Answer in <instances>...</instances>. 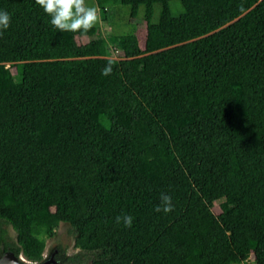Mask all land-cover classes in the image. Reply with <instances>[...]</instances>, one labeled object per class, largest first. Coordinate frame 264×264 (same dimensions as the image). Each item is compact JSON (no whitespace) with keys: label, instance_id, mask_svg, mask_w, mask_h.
<instances>
[{"label":"trees","instance_id":"obj_1","mask_svg":"<svg viewBox=\"0 0 264 264\" xmlns=\"http://www.w3.org/2000/svg\"><path fill=\"white\" fill-rule=\"evenodd\" d=\"M120 2L144 5L143 47L0 0V259L39 264L64 223L59 264H264V0Z\"/></svg>","mask_w":264,"mask_h":264},{"label":"rangeland","instance_id":"obj_2","mask_svg":"<svg viewBox=\"0 0 264 264\" xmlns=\"http://www.w3.org/2000/svg\"><path fill=\"white\" fill-rule=\"evenodd\" d=\"M89 6H94L97 9L98 20L94 26L100 28V37L108 40L111 36L134 35L137 36L139 44L143 47L144 36L141 34L143 25L145 24V7L142 3L137 6V12L132 15L131 5H122L120 0H114L102 8H99L94 0H87ZM170 12L172 16H177L183 11V7L179 1L169 2ZM161 5L155 4L153 8V16L151 23H156L161 12ZM79 42L85 43L87 39L81 38ZM113 58L117 59L113 54ZM10 68V64H6ZM222 201H217L214 204L213 211L218 213L221 210ZM8 236L12 242L15 241V233L10 227H6ZM62 246L66 250V255H73L79 252V249L74 246V236L69 225L60 223L55 230L52 238L46 240V245L43 253L44 259L47 258L52 250Z\"/></svg>","mask_w":264,"mask_h":264},{"label":"clouds","instance_id":"obj_3","mask_svg":"<svg viewBox=\"0 0 264 264\" xmlns=\"http://www.w3.org/2000/svg\"><path fill=\"white\" fill-rule=\"evenodd\" d=\"M45 14L50 17V23L60 32L86 33L97 22V9L89 6L86 0H35ZM11 24V16L7 11H0V35ZM113 72L112 63L109 62L103 69L102 75L109 76ZM160 203L155 207L156 212L165 214L174 210L172 197L166 192L160 194ZM117 224L123 223L125 227H131L133 217L121 214L115 217Z\"/></svg>","mask_w":264,"mask_h":264},{"label":"water","instance_id":"obj_4","mask_svg":"<svg viewBox=\"0 0 264 264\" xmlns=\"http://www.w3.org/2000/svg\"><path fill=\"white\" fill-rule=\"evenodd\" d=\"M0 264H31L27 261L22 255L16 257L13 253L7 252L0 259ZM39 264H57L53 257H50L48 260L42 261Z\"/></svg>","mask_w":264,"mask_h":264},{"label":"flooded vegetation","instance_id":"obj_5","mask_svg":"<svg viewBox=\"0 0 264 264\" xmlns=\"http://www.w3.org/2000/svg\"><path fill=\"white\" fill-rule=\"evenodd\" d=\"M66 251V250H65ZM59 254V250H58V248H56V249H54V250H52V252H51V254L47 257V258H45L44 259V257H43V261H45V260H48L50 257H53V259L55 258V256L56 255H58ZM66 256H68V255H66ZM70 256V255H69ZM54 261H55V259H54ZM57 264H59L57 261H55Z\"/></svg>","mask_w":264,"mask_h":264},{"label":"built area","instance_id":"obj_6","mask_svg":"<svg viewBox=\"0 0 264 264\" xmlns=\"http://www.w3.org/2000/svg\"><path fill=\"white\" fill-rule=\"evenodd\" d=\"M113 54H117V51H113ZM240 264H252V261L250 260V259H246V260H244L242 263H240Z\"/></svg>","mask_w":264,"mask_h":264}]
</instances>
